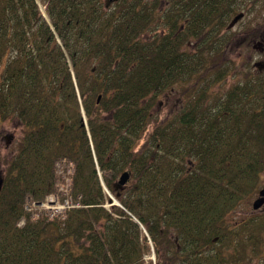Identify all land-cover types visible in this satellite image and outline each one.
I'll use <instances>...</instances> for the list:
<instances>
[{
    "label": "trees",
    "instance_id": "1",
    "mask_svg": "<svg viewBox=\"0 0 264 264\" xmlns=\"http://www.w3.org/2000/svg\"><path fill=\"white\" fill-rule=\"evenodd\" d=\"M245 3L0 0V119L25 127L0 172V264H146L148 236L160 264L258 252L264 220L225 219L264 172V70L219 95L228 71L209 61ZM179 83L188 100L149 131L158 95ZM101 179L122 207L106 208ZM56 194L66 209H26Z\"/></svg>",
    "mask_w": 264,
    "mask_h": 264
},
{
    "label": "rangeland",
    "instance_id": "2",
    "mask_svg": "<svg viewBox=\"0 0 264 264\" xmlns=\"http://www.w3.org/2000/svg\"><path fill=\"white\" fill-rule=\"evenodd\" d=\"M42 7L44 8V6L41 5V9ZM239 12H244V17L241 18L233 28L227 29L224 27L221 29L220 37L212 40L214 51L216 52L219 50V53L217 52L214 58H209V61H216L215 65H217V70L224 67V70L228 71L224 80L213 85L212 92L214 94L221 95L239 80L250 76L251 73L256 74L264 70V0H246L244 7L241 8ZM239 12L238 14H240ZM195 45H191V51L192 49L195 50ZM208 55L210 56V54ZM6 61L7 59H5L0 66V71H2L3 67L6 65ZM259 64L261 66H258ZM188 88L192 89V86L188 85V83H179L178 85H174L173 89H168L163 92V94L158 95L152 109L153 118L151 125H149V131L154 128L157 122H162L172 117L188 100L191 95V90ZM85 118L84 116L83 119ZM86 120L87 119H85V125L87 126ZM24 130V125L17 118H11V120L0 119L1 175L5 173L7 161L11 159L12 155L14 156L16 154L15 152H17L19 142L23 138ZM59 165L62 164H58V167ZM73 169L74 165L72 163H67V166L65 164L58 168L60 190L71 184L73 175V171L71 170ZM263 186L264 172L261 174V179L255 191L245 197V199H242L236 209L226 216L225 221L229 224L231 229L237 225H242L241 223L246 222L250 217H256V219L260 221L264 220V206L261 210H255L253 208V202L258 197V193ZM103 190L109 194L112 200L106 202V208L111 209L113 205L122 207L120 201L116 199L113 194H110L108 189L104 188ZM60 199V194H56L49 196L47 200L41 204L27 202L26 209L29 212H34L35 215L40 213H44L45 215L55 214V211L64 210L66 206ZM134 218L135 217L132 219ZM134 220L138 221L137 219ZM23 223L24 220L21 224ZM260 240V244L256 246L258 252L252 254L250 249H248L249 259L247 262L239 264H264V230ZM153 248L154 246L151 248L152 253L146 257V264H160V259ZM227 251L231 252L230 254L234 253V247L231 245V248H224V255H226L229 260L226 264H234L232 259V261H230V254L227 253Z\"/></svg>",
    "mask_w": 264,
    "mask_h": 264
},
{
    "label": "water",
    "instance_id": "3",
    "mask_svg": "<svg viewBox=\"0 0 264 264\" xmlns=\"http://www.w3.org/2000/svg\"><path fill=\"white\" fill-rule=\"evenodd\" d=\"M110 1H113V0H110ZM43 15L47 18V13H46V9L45 7L41 9ZM243 16L242 13L238 14L235 16V18H233V23L234 24L235 22H237L241 17ZM48 19V18H47ZM49 21V19H48ZM100 96L98 97V101L100 100ZM87 121V120H86ZM129 177H131V174L129 171H125L121 174L120 178H118V184L119 185H126L129 181ZM3 177L0 178V192H1V189H2V185H3ZM264 204V187L260 190V196L253 202V208L255 210H258L260 209Z\"/></svg>",
    "mask_w": 264,
    "mask_h": 264
},
{
    "label": "flooded vegetation",
    "instance_id": "4",
    "mask_svg": "<svg viewBox=\"0 0 264 264\" xmlns=\"http://www.w3.org/2000/svg\"><path fill=\"white\" fill-rule=\"evenodd\" d=\"M240 13V12H239ZM242 14H243V16L241 17V18H243L244 17V12H241ZM238 15V14H237ZM236 16V15H235ZM235 18V17H234ZM241 18L237 21V22H235L234 24H232L233 23V18H232V20L229 22V24L226 26V28L227 29H231V28H233L240 20H241ZM258 66H261L260 64L258 65ZM264 187V186H263ZM260 196V192L258 193V197ZM257 197V198H258ZM256 198V199H257ZM263 206H264V204H263ZM263 206L260 208V210L263 208ZM259 210V209H258ZM251 218V217H250Z\"/></svg>",
    "mask_w": 264,
    "mask_h": 264
},
{
    "label": "built area",
    "instance_id": "5",
    "mask_svg": "<svg viewBox=\"0 0 264 264\" xmlns=\"http://www.w3.org/2000/svg\"><path fill=\"white\" fill-rule=\"evenodd\" d=\"M105 189H106V188H105ZM68 203H69V202H65V204H66V206H65V207H67ZM63 204H64V203H63ZM65 207H64V209H66ZM134 219H135V218H134Z\"/></svg>",
    "mask_w": 264,
    "mask_h": 264
}]
</instances>
